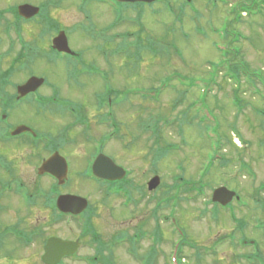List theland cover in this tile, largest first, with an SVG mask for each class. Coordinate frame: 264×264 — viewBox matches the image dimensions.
Segmentation results:
<instances>
[{
	"label": "rangeland",
	"instance_id": "obj_1",
	"mask_svg": "<svg viewBox=\"0 0 264 264\" xmlns=\"http://www.w3.org/2000/svg\"><path fill=\"white\" fill-rule=\"evenodd\" d=\"M254 1L0 0V135L38 133L0 141V264H43L51 237L80 243L64 264H264V14L232 12ZM26 4L40 14L19 17ZM62 33L74 56L55 48ZM230 65L258 81L227 79ZM31 77L44 85L10 104ZM50 144L69 162L59 188L38 175ZM102 146L122 194L85 175ZM221 187L247 205L232 203L247 244L210 203ZM60 194L87 199L85 216L58 220Z\"/></svg>",
	"mask_w": 264,
	"mask_h": 264
},
{
	"label": "water",
	"instance_id": "obj_2",
	"mask_svg": "<svg viewBox=\"0 0 264 264\" xmlns=\"http://www.w3.org/2000/svg\"><path fill=\"white\" fill-rule=\"evenodd\" d=\"M119 3H145L152 4L159 0H116ZM191 1V0H187ZM39 8L35 6L22 5L18 8V12L20 17L31 19L39 14ZM54 46L60 52L70 53V49L68 44V40L64 33L60 34L58 39L54 41ZM43 79L32 78L27 85L23 87H19V93L21 96H26L29 93L34 92L43 85ZM26 127L18 128L13 135L20 134L24 131H28ZM67 165L65 160L59 156V154H55L49 161L45 162L41 173L50 172L51 174L58 177L61 183H63V179L67 175ZM93 172L97 177L109 180H117L122 179L125 176V172L123 169L118 168L115 164L108 159L107 157L99 156L97 161L94 164ZM160 184V179L156 177L149 183V190H153L157 188ZM234 192H229L228 189L222 187L217 189L213 195V202L219 203L223 206H227L230 201L235 197ZM58 206L63 212H73L80 213L87 208L86 199H82L80 197L74 196H62L58 200ZM78 248V243L65 242L59 239H50L45 248V255L43 257V263L45 264H58L59 261L65 256L69 254H73Z\"/></svg>",
	"mask_w": 264,
	"mask_h": 264
},
{
	"label": "trees",
	"instance_id": "obj_3",
	"mask_svg": "<svg viewBox=\"0 0 264 264\" xmlns=\"http://www.w3.org/2000/svg\"><path fill=\"white\" fill-rule=\"evenodd\" d=\"M238 7H236V12H234V15L236 16V20L238 21V20H240L241 19V14L243 13V12H246V13H248V15L249 16H255V15H257L256 14V11H258V12H261V11H263V13H264V0H255L254 2H252V4L251 5H247V4H245V3H243V2H241L240 4H238L237 5ZM137 7H138V5H137ZM254 10H256V11H254ZM227 68H229V66L227 67ZM221 73H223L222 71H218V73L217 74H221ZM241 73H244L247 77H245V79H247V80H249V81H254V82H256V80H258L256 77H249V74L247 73V71H245L244 72V70L242 69L241 70V72H240V70L239 69H237L236 68V66L235 65H230V68L228 69V72L227 73H225V75L226 76H224V77H226L227 79H229V80H232V81H239V80H241L242 78H239V79H237V80H235L236 78H234V77H238V76H240L241 75ZM191 87V86H190ZM239 87L240 86H238V87H236L237 88V90H239ZM250 87V86H249ZM235 96L237 97L238 96V93L236 92V94H235ZM240 137V136H239ZM221 138L223 139L224 137H222L221 136ZM221 142V144L219 145V147H220V149H222L223 148V143H222V141H220ZM219 148H218V152H219V150H220ZM230 159H227V158H223L222 159V162L224 163H229L230 161H229ZM244 168H246V165H244ZM261 190H264V184L261 186ZM253 201L255 202V205L259 208H263L264 207V203L263 202H261V200H257L256 198H254L253 197ZM244 220H241V222L239 221V229H241V228H245L246 227V222L244 223L243 222ZM262 226H256L255 227V229L256 230H261L262 228H261ZM242 232V231H241ZM242 234H243V232H242ZM244 235V234H243ZM244 239V236H242V238H241V240H243ZM259 258V257H258ZM108 264V263H107Z\"/></svg>",
	"mask_w": 264,
	"mask_h": 264
},
{
	"label": "flooded vegetation",
	"instance_id": "obj_4",
	"mask_svg": "<svg viewBox=\"0 0 264 264\" xmlns=\"http://www.w3.org/2000/svg\"><path fill=\"white\" fill-rule=\"evenodd\" d=\"M26 84V83H25ZM16 94H18V89H17V92H16ZM33 94H29V96L27 95V96H25V97H20V96H18V95H16V96H13V95H10L8 98V101H9V103L11 104L14 100L15 101H17V102H19V103H21V101L22 100H25V99H29L31 96H32ZM8 103V104H9ZM19 103H17V104H19ZM13 107L11 106H9V108H8V110L10 111V113L13 111ZM23 126V125H22ZM31 129V128H30ZM11 130H15V128L14 129H11ZM34 132H36L37 133V131H35L34 129H32ZM27 134H30V133H27ZM38 134V133H37ZM21 136V135H20ZM22 136H26V133L25 134H22ZM19 137V136H18ZM58 147V148H57ZM53 149L55 152H53L48 158H46V159H43V161H42V163H41V165L43 164V162H45V161H47L48 159H51L53 156H54V154L55 153H57V154H60V156L62 157V159H65V157H63V155H61V152H59L61 149H59L60 147L59 146H54V145H52L51 146V144H50V146L48 147V149ZM54 148H56V149H54ZM58 149V150H57ZM109 157V156H108ZM113 161H114V159L112 158V157H110ZM66 162V165H67V167H69V162L67 161V160H65ZM92 162H93V160H92ZM115 162V161H114ZM43 176H47V177H50V178H52L53 180H55V178H53L52 176H51V174H44ZM57 181V180H56ZM66 181V180H65ZM58 183H59V181H57ZM14 183V182H13ZM9 186L10 185H12V183H10V184H8ZM60 195H74V194H60ZM59 195V196H60ZM58 196V197H59ZM57 213H58V216H57V219L58 220H76V219H78V217H75L74 215H72V214H66V213H62V212H60L57 208H56V210H55ZM85 216V214L84 215H81L79 218H83ZM94 237H95V235H94ZM56 238V237H55ZM95 239H96V237H95ZM60 240H62V239H60ZM64 241H66V240H64ZM68 241V240H67ZM70 242V241H69ZM44 248H45V246H44ZM43 248V249H44ZM76 255H74V256H68V258L67 257H65V258H63V260L62 261H68L69 259H71V258H73V257H75Z\"/></svg>",
	"mask_w": 264,
	"mask_h": 264
}]
</instances>
